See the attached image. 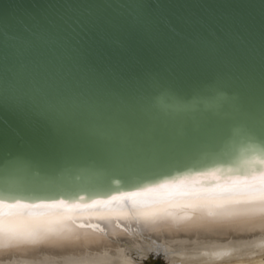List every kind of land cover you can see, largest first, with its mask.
Segmentation results:
<instances>
[{"label": "water", "instance_id": "95a60500", "mask_svg": "<svg viewBox=\"0 0 264 264\" xmlns=\"http://www.w3.org/2000/svg\"><path fill=\"white\" fill-rule=\"evenodd\" d=\"M261 178L264 0H0V204Z\"/></svg>", "mask_w": 264, "mask_h": 264}, {"label": "bare ground", "instance_id": "6f19581e", "mask_svg": "<svg viewBox=\"0 0 264 264\" xmlns=\"http://www.w3.org/2000/svg\"><path fill=\"white\" fill-rule=\"evenodd\" d=\"M153 253L168 264H264V178L87 207L0 204V264H145Z\"/></svg>", "mask_w": 264, "mask_h": 264}, {"label": "rangeland", "instance_id": "374dc122", "mask_svg": "<svg viewBox=\"0 0 264 264\" xmlns=\"http://www.w3.org/2000/svg\"><path fill=\"white\" fill-rule=\"evenodd\" d=\"M157 254L159 253H153L148 259L145 260V264H166V260L163 261L157 258Z\"/></svg>", "mask_w": 264, "mask_h": 264}, {"label": "snow or ice", "instance_id": "6c2138e0", "mask_svg": "<svg viewBox=\"0 0 264 264\" xmlns=\"http://www.w3.org/2000/svg\"><path fill=\"white\" fill-rule=\"evenodd\" d=\"M13 237H15V234H13Z\"/></svg>", "mask_w": 264, "mask_h": 264}]
</instances>
